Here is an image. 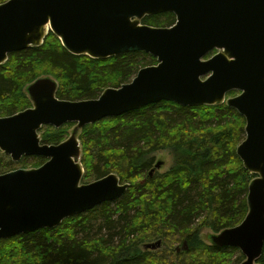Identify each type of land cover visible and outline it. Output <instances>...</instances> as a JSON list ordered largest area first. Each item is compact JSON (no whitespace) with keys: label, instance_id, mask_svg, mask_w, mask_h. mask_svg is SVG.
I'll return each instance as SVG.
<instances>
[{"label":"water","instance_id":"obj_1","mask_svg":"<svg viewBox=\"0 0 264 264\" xmlns=\"http://www.w3.org/2000/svg\"><path fill=\"white\" fill-rule=\"evenodd\" d=\"M165 13L176 16L174 26L140 23ZM50 33L75 56L108 59L144 52L158 64L141 69L130 84L80 102L59 100L57 84L44 79L28 88L33 107L0 118V150L13 162L47 159L38 168L0 175V240L57 228L127 192L129 186L115 174L80 185L79 129L160 101L221 105L238 91L227 101L246 120L237 155L256 178L244 221L212 241L239 249L246 258L242 264H256L264 247V0H9L0 4V66L11 53L41 47ZM215 49L224 51L205 61ZM67 123L76 128L66 141L42 143V127Z\"/></svg>","mask_w":264,"mask_h":264},{"label":"trees","instance_id":"obj_2","mask_svg":"<svg viewBox=\"0 0 264 264\" xmlns=\"http://www.w3.org/2000/svg\"><path fill=\"white\" fill-rule=\"evenodd\" d=\"M176 21L165 13L146 17L142 24L167 28ZM157 64L144 52L108 59L75 56L50 33L41 47L11 53L0 66V118L32 107L28 85L42 75L59 82L58 99L86 101ZM75 126L42 127V143L64 142ZM245 127V118L227 104L189 107L172 101L85 126L79 138L85 179L117 173L130 184L127 192L57 228L2 240L0 264H225L226 254L236 252L234 264L244 262L239 249L205 245L199 236L205 229L219 234L234 228L249 212V186L256 176L237 155ZM167 150L175 154L173 167L153 173L154 154ZM31 159V168L47 162L34 156L14 163L0 150V175L29 167ZM174 237L188 249L178 253ZM155 240H162L158 251L147 247ZM257 263L264 264V247Z\"/></svg>","mask_w":264,"mask_h":264},{"label":"rangeland","instance_id":"obj_3","mask_svg":"<svg viewBox=\"0 0 264 264\" xmlns=\"http://www.w3.org/2000/svg\"><path fill=\"white\" fill-rule=\"evenodd\" d=\"M143 21V20H142ZM142 21L140 22L141 24H142ZM143 25V24H142ZM34 48H37V47H34ZM224 50H217V49H215V50H213L212 52H210L205 58H204V60L205 61H207V60H209V59H211V58H213L214 56H216V55H218L219 53H221V52H223ZM142 53V52H141ZM150 55V54H149ZM154 66V65H153ZM137 74L138 73H134L132 76H131V78L129 79L130 81L129 82H127V83H125V84H130V82H132L133 81V79L134 78H136V76H137ZM205 78V77H204ZM44 79H52V81H54V83H56L57 84V91H58V81L54 78V77H52V76H49V75H42L40 78H38L37 80H35L33 83H31L30 85H28V88L32 85V84H34V83H37V82H39V81H42V80H44ZM124 85V84H123ZM109 89V88H108ZM107 90V89H106ZM106 90H104V91H102L99 95H98V97L96 98V99H98V98H100L102 95H103V93L106 91ZM57 91H56V94H57ZM27 92H28V89H27ZM28 95H29V93H28ZM240 95V92H238V91H232L231 93H229L227 96H226V98H225V102L223 103V104H227V101L229 100V99H232V98H235V97H238ZM30 97V96H29ZM59 100H61V99H59ZM32 102V101H31ZM71 102H80V101H71ZM32 107H33V103H32ZM20 113V112H19ZM76 128V126L72 129V131H71V133H73V131H74V129ZM40 132V131H39ZM81 132H82V129H79V131H78V138H80V135H81ZM40 134V133H39ZM71 136V135H70ZM245 136H246V133H245ZM67 140V139H66ZM65 140V141H66ZM245 140V139H244ZM81 142V141H80ZM2 152V151H1ZM155 156H156V164L158 163V164H160L161 166H160V169H158V171L159 172H161V173H165V172H167V171H169L172 167H173V165H174V163H175V154L173 153L172 154V152L171 151H160V152H157V153H155L154 154ZM8 156V155H7ZM32 157H34V156H32ZM31 161H33V159H31L30 161H29V164L30 165H28L29 167H20V166H18L17 167V169H23V168H25V169H33V168H31ZM15 163V162H14ZM83 166V165H82ZM84 167V166H83ZM16 169V170H17ZM85 173H86V170H85V172H84V175H85ZM111 174H115V175H117L118 176V174L117 173H110V175ZM2 175V174H1ZM82 176L83 178H82V180H81V184L80 185H85V184H90V183H93V182H95V181H97V180H100V179H96V178H94V179H92V178H90V179H85V176ZM107 177V176H106ZM119 177V176H118ZM105 178V177H104ZM119 179H120V177H119ZM120 182H121V184H123V185H128V186H130V184L129 183H126V182H123V181H121V179H120ZM216 235H218V234H215L212 230H210V229H205V230H203L201 233H200V236H199V239L201 240V242L202 243H204L205 245H214V243H213V241H212V238H213V236H216ZM168 237H173V236H168ZM2 240H8V239H2ZM2 240H0V242L2 241ZM181 240V238L180 237H174L173 238V243H175V244H173V248H176L177 249V252L178 253H182V252H184L186 249H188V246H187V244H185V246H182V245H179V241ZM159 241H161L162 242V240H155V241H152L151 243H148V245H150V244H157ZM160 242V243H161ZM184 243V242H183ZM215 246V245H214ZM240 251V250H239ZM241 252V251H240ZM238 256V253L236 252L235 254H226V259H227V261L225 262V264H234V261H235V259H236V257ZM246 259V258H245ZM243 263V262H242ZM242 263H240V264H242ZM256 264H258V263H256Z\"/></svg>","mask_w":264,"mask_h":264},{"label":"flooded vegetation","instance_id":"obj_4","mask_svg":"<svg viewBox=\"0 0 264 264\" xmlns=\"http://www.w3.org/2000/svg\"><path fill=\"white\" fill-rule=\"evenodd\" d=\"M76 125V124H75ZM80 140V139H79ZM80 145H81V142H80ZM82 164V163H81ZM157 165H158V163L155 165V168H154V170L152 171L153 173L155 172V171H158V169H160V168H157ZM83 169H84V167H83ZM84 172H85V169H84ZM159 242H161V241H159ZM158 242V243H159ZM160 247H161V244H160V246L159 247H156L155 249H153L154 251H158L159 249H160Z\"/></svg>","mask_w":264,"mask_h":264}]
</instances>
